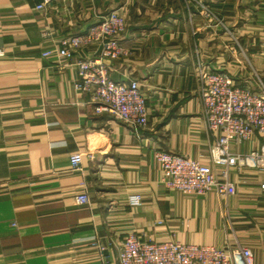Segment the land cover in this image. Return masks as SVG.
I'll return each instance as SVG.
<instances>
[{
    "label": "crops",
    "instance_id": "1",
    "mask_svg": "<svg viewBox=\"0 0 264 264\" xmlns=\"http://www.w3.org/2000/svg\"><path fill=\"white\" fill-rule=\"evenodd\" d=\"M0 0V264H119L125 236L249 246L264 264V170L232 167L236 191L186 194L168 188L155 159L171 151L213 165L219 132L202 116L195 67L228 73L237 85L264 83V0ZM120 10L124 53L104 58L115 81L138 80L149 123L135 128L94 111L93 94L74 87L75 58L64 36ZM51 53L44 55L43 52ZM91 44L77 54L96 57ZM264 134L232 141L244 154ZM82 154L79 169L70 155ZM219 173L220 168H216ZM86 192L81 204L77 195ZM138 194L140 203L130 197Z\"/></svg>",
    "mask_w": 264,
    "mask_h": 264
},
{
    "label": "built area",
    "instance_id": "2",
    "mask_svg": "<svg viewBox=\"0 0 264 264\" xmlns=\"http://www.w3.org/2000/svg\"><path fill=\"white\" fill-rule=\"evenodd\" d=\"M181 1L187 6H200L209 21L216 18L214 11L200 0ZM50 2L40 0L36 9H43ZM126 26L125 15L120 10H109L86 31L61 38L58 52L68 59L75 58L77 77L74 87L93 94L95 112H106L135 128H144L149 123V111L140 82L136 79L113 80L103 61L104 58L117 59L124 53L119 36ZM91 44L100 46L96 57L78 56L81 48ZM50 53V50L43 52L44 55ZM195 77L204 122L210 131L219 132L210 149L213 165L165 150H157L154 156L168 188L186 194H205L214 190L221 196H230L236 191L229 180L230 168L253 166L264 170V146L244 154L230 149L232 141H247L256 132L264 134V83L260 80L257 89L237 85L228 73L212 70L201 63L195 67ZM69 161L72 170L79 169L82 154L72 153ZM217 167L221 170L219 173ZM76 198L81 204L89 201L86 192ZM130 203L138 205L140 196L132 195ZM118 260L119 264H254L252 249L239 242L234 246L229 243L219 247L176 239H144L136 232L125 236Z\"/></svg>",
    "mask_w": 264,
    "mask_h": 264
},
{
    "label": "rangeland",
    "instance_id": "3",
    "mask_svg": "<svg viewBox=\"0 0 264 264\" xmlns=\"http://www.w3.org/2000/svg\"><path fill=\"white\" fill-rule=\"evenodd\" d=\"M202 2V0H200ZM202 11V10H201Z\"/></svg>",
    "mask_w": 264,
    "mask_h": 264
}]
</instances>
